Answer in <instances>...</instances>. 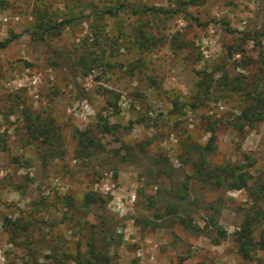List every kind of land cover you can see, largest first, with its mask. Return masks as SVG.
<instances>
[{
	"label": "rangeland",
	"instance_id": "rangeland-1",
	"mask_svg": "<svg viewBox=\"0 0 264 264\" xmlns=\"http://www.w3.org/2000/svg\"><path fill=\"white\" fill-rule=\"evenodd\" d=\"M176 1L0 0V40L14 37L0 48V264H78L90 239L115 238L109 221L122 234L109 246L113 264H264V250L245 257L236 242L248 218L257 244L264 238V122L238 120L250 91L264 98V36L244 39L264 32V0ZM122 4L115 17L92 14ZM145 6L169 12L131 11ZM41 11L77 20L43 42L31 35ZM139 26L157 47L138 49ZM83 55L99 63H79ZM204 71L216 87L193 109ZM223 74L237 90L220 83ZM23 106L56 126L57 157L47 164ZM101 117L114 126L91 134L104 148L81 150L79 132ZM211 128L216 149L205 166L225 179L247 174V189L197 176L196 147ZM211 220L225 233L218 244ZM56 238L63 246L47 249Z\"/></svg>",
	"mask_w": 264,
	"mask_h": 264
},
{
	"label": "trees",
	"instance_id": "trees-1",
	"mask_svg": "<svg viewBox=\"0 0 264 264\" xmlns=\"http://www.w3.org/2000/svg\"><path fill=\"white\" fill-rule=\"evenodd\" d=\"M199 0H177L176 4L178 6H196L198 5ZM127 6L122 4L118 7L109 8L108 10L104 11L102 14L99 12H96V10H92V14L99 15L100 17H103V15H109L112 17H115L119 15L120 11L122 9H125ZM132 13L135 15H141V14H149L156 15L158 13H167L169 11H165L163 8H151L145 6L141 10L133 9L131 8ZM77 18L75 16H71L68 18H65L59 22L55 21L54 17L49 14L48 11H45V13L39 12V14L36 16V21L33 30L31 31V35L40 41H45L48 37V35L53 34L55 31H60L62 28H65L66 26L72 25ZM197 23L201 25L199 20H197ZM214 23H220V22H214ZM227 29L230 31V27L228 24H225ZM102 28H97L95 32L96 41L102 39ZM264 36V32L255 31L253 37L246 36L244 39L246 40H252L256 41L257 38ZM14 37L11 39L6 40L5 42H2L0 40V48H5L8 44H10L13 41ZM134 41L136 42V45H138V49L144 51L146 49L150 50L154 47L158 46V41H160L159 38H155V36L148 34L147 31L142 26L137 27V32L135 34ZM87 55H83L81 59H79V63L86 64L90 62H94L96 64L99 63V58H93V60H89ZM228 74H223L222 78L220 79V83H223L224 85H227L230 87V89L237 90L238 89V82L234 80H230ZM217 80L214 78V76L211 73L208 72H202L200 73V78L197 84V95L193 99L192 107L193 109L200 108L203 104L206 102H209L213 91L215 89ZM241 84V83H240ZM245 89H248L245 87ZM246 108L242 111L240 116L238 117V120L240 123H242V128L246 125H253L258 122H264V98L260 93L253 94L251 91L247 94L246 98ZM173 106L175 108L181 107L180 101L178 97H174L173 100ZM23 114H24V127L26 131L33 136L36 137V139H42V142H40L43 155L42 160L45 164L49 162L50 159H54L57 157V151L58 148L55 146L57 142V138L53 135V131L56 129L55 124L52 122V120L48 121V119H51L49 117H43L41 114H33L30 112V110L27 109L26 106H23ZM101 117L97 122L93 124L91 127V131L86 130L84 132H79L78 134V140L81 150H86L89 147H94V149L104 148L102 144L96 140L94 136L91 134L93 133V130L97 129L102 134H110L113 133L112 129L114 126H111L107 120H102ZM215 125V124H214ZM210 133L212 134V137L208 144L206 146H197L196 151L200 154V157L202 156L200 163L198 164L197 169V176H199L201 179L205 181H211L215 185L225 186L226 183L228 187H231L232 189H247L248 188V178L249 176L247 174L240 173L238 174L235 170H232L228 174V172L225 171V176H227V179L223 177V175H218L217 170L216 172H212L208 169L207 166H205L208 162L206 154L212 153L215 151V130L214 128H211ZM45 145V146H44ZM49 146V147H46ZM227 174V175H226ZM225 183V185H224ZM93 200V199H92ZM90 202H93V201ZM107 223V228L109 231V234L112 236L114 235L115 238H110V242H106V239L108 236L104 237V243H101V240H97V238L90 239V242L87 244V250L83 252H78L75 256V260L78 264H113L111 256H110V249L109 246L111 243L115 242L117 245H120V240L122 239V234L119 233V226L117 225V222L115 221H109ZM181 223L186 224L187 227L192 228L195 231L200 230V226L198 225H192L188 224L186 220H181ZM210 223L212 224L210 226ZM10 224V222H9ZM16 226V224H11V226ZM208 227L215 229L219 233V237L216 238L215 243L218 244L220 242V239L225 237V233L221 230V228L218 226V224L211 220L209 223L207 222ZM12 228V227H11ZM257 228V226H254V222L251 218H248L244 225L240 228V230L236 234V242L237 246L239 248V251L242 255L245 257H249L250 253L254 250L261 249L264 250V238L261 239L260 244H257L254 236V230ZM19 229V228H18ZM117 238V239H116ZM65 243V240H58V238L54 239L53 241H49L45 244V247L51 251H56L60 249L63 244Z\"/></svg>",
	"mask_w": 264,
	"mask_h": 264
}]
</instances>
